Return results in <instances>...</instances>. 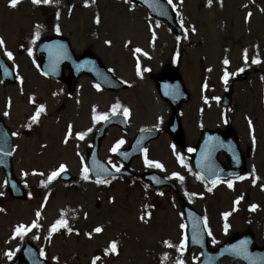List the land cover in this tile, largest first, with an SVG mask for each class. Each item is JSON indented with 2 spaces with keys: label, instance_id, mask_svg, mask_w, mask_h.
Here are the masks:
<instances>
[{
  "label": "rangeland",
  "instance_id": "obj_1",
  "mask_svg": "<svg viewBox=\"0 0 264 264\" xmlns=\"http://www.w3.org/2000/svg\"><path fill=\"white\" fill-rule=\"evenodd\" d=\"M169 6L179 23L183 21V32L178 37L181 56L177 60L173 56L175 35L130 0H52L47 9L39 8L32 0H20L16 7L10 6V0H0V38L5 41L0 53L17 78L15 85L0 81V116L17 134L13 173L28 195L26 200L12 199L4 189L0 172V264H10L26 242L43 250L50 264H90L96 256L101 257L97 264L200 261L197 250L187 253L186 245L180 250L186 235L185 228L180 227L184 219L169 189H152L140 178L114 179L106 189L99 188L91 178L82 179L86 151L97 126L92 120L93 108L98 114H110L112 106L119 102L130 110L128 133L110 129L99 152L102 159L117 166L107 156L113 141L123 139L128 145L140 127L161 129L168 120V106L157 97L155 85L156 78L165 71H175L189 93L188 101L180 108L183 145L174 149L163 133L148 145L147 155L164 169L147 167L143 155L131 162V170L136 174L154 170L172 179L183 198L209 219L213 239L210 238V246L225 235L246 228L253 231L258 245L264 244V62L251 63L259 52L264 53V0H212L211 6L208 0H173ZM58 12L56 21L53 15ZM248 13L252 14L250 18ZM193 27L195 32L191 31ZM36 31L42 37L60 34L68 38L77 55L92 52L128 89L97 90L93 80L83 76L71 95L64 83L43 78L35 57L18 51L23 40ZM31 43L27 39L24 46ZM136 48L142 51L136 53ZM245 50L247 64L243 58ZM5 51H11L14 59L10 60ZM225 59L229 61L227 65ZM241 68L243 72L239 71ZM226 71L230 74L227 84L223 80ZM246 72L248 75L242 78ZM64 73L67 75L66 70ZM226 93L231 99L228 109L218 103ZM32 98L35 103L30 102ZM40 104L45 105L46 112L41 114L39 123L28 128ZM5 112L9 115L5 116ZM226 121L240 148L251 149L252 158L247 162L246 181H233L231 189L221 183L220 188L207 195L197 184L189 163V149L203 128L223 131ZM69 124L74 135L64 144ZM88 129L91 131L84 140L75 137V133ZM178 157H182L183 165ZM61 164L66 165L73 180L62 182L58 177L44 187L42 182L46 183L47 176ZM253 204L257 205L255 211L250 210ZM226 212L231 213L227 221L223 216ZM62 213L74 233L64 234L59 229L50 236L52 225ZM141 215H145V221L140 220ZM34 221L39 227L22 239L13 238L16 226H30ZM225 223L229 225L227 232ZM98 226L103 228L102 233H94ZM87 233H92V237ZM114 240L118 242L119 254L105 256L104 250ZM164 241L173 247L165 246ZM9 252L13 254L11 258L6 255ZM220 264L240 263L225 259Z\"/></svg>",
  "mask_w": 264,
  "mask_h": 264
},
{
  "label": "water",
  "instance_id": "obj_2",
  "mask_svg": "<svg viewBox=\"0 0 264 264\" xmlns=\"http://www.w3.org/2000/svg\"><path fill=\"white\" fill-rule=\"evenodd\" d=\"M73 0H68L71 2ZM134 3L141 5L145 8L148 13L165 22L166 26L172 30L176 35H180L181 28L177 25L174 14L169 9L168 5L164 0H132ZM38 56L42 55V63H41V71L45 76H51L55 80L65 81L69 93L71 94L75 88L77 79L82 75H88L92 77L101 87L109 91H117L124 88L122 82L116 79L102 64L101 62L89 52L83 53L81 56H75L71 51L69 46V42L67 39L60 36H52L49 38H44L38 48ZM0 75L4 84H12L14 83V74L13 71L2 61H0ZM66 66L69 71V76L65 78L62 74L63 67ZM6 70V71H5ZM173 76V75H172ZM165 78L162 76L157 80L158 89L161 93V96L165 99H169L168 88L169 84L174 82H179V78L175 75L172 78ZM186 100V98H184ZM222 104L226 107L229 106V95H226L222 100ZM177 106H174V114L173 119H175V125L177 127ZM116 115L109 117V119L104 123L102 128H100L95 135V141L93 148L88 153V168L92 176L96 180H106L116 175H125L132 176V173L128 171H124L121 173L113 172L111 169L107 167V164L103 161L98 160L97 158V150L98 145L102 139L105 129L115 124L113 119ZM178 137L180 138V130L177 131ZM158 136L157 131H145L137 136V140L139 142H135L131 150L129 151L128 158L125 161V164L128 165L130 160L138 156L145 143L156 139ZM230 138V137H229ZM13 136L9 132V130L3 125L2 120L0 119V169L3 170L5 179H6V187L10 191L13 197L15 198H24V194L22 192L21 187L15 180L12 175L11 168V155H12V144ZM221 145V144H220ZM218 146V145H215ZM216 152V151H215ZM214 152V153H215ZM10 153V154H9ZM107 169V172H102L100 169ZM214 170V168H212ZM241 172L238 171L237 174ZM236 176V175H235ZM142 179L149 182L154 188H162V187H171L175 191L174 185L172 182L165 180L163 177L155 174V173H145L142 175ZM157 180L160 181L157 183ZM181 201V207L185 215L186 225L188 228V239H189V249L195 246L194 240H197V235L200 234L202 236V240L198 244L201 249L203 258L200 264H217L218 260L223 257L225 254L223 253L227 246H221L217 251L211 252L207 249L206 246V236L204 227L202 224V219L199 215L195 213L193 209H191L185 202L178 198ZM195 236V239L193 237ZM230 248V247H229ZM251 251H255V248L250 247ZM215 256H214V255ZM231 256V255H230ZM239 258V257H235ZM48 264L42 258H40L36 249L30 245L26 244L20 255L12 264Z\"/></svg>",
  "mask_w": 264,
  "mask_h": 264
},
{
  "label": "snow or ice",
  "instance_id": "obj_3",
  "mask_svg": "<svg viewBox=\"0 0 264 264\" xmlns=\"http://www.w3.org/2000/svg\"><path fill=\"white\" fill-rule=\"evenodd\" d=\"M19 2H20V0H10V6H11V7H16L17 4H18ZM51 2H52V0H32V3H33V4H36V5H39V4H41V3L49 4V3H51ZM93 2H94V0H93ZM126 2H127V0H126ZM172 2H173V0H168V3H169V4H172ZM181 2H182V0H181ZM221 2H222V0H221ZM211 3H212V0H208V4H209V6H211ZM86 6H87V4H86ZM173 7H175V5H173ZM251 15H252L251 13H248V17H249V18L251 17ZM57 18H59V14H57ZM96 23H97V24L100 23V18H99V16L96 17ZM181 26L183 27V21H181ZM37 27H39V26H37ZM56 31H57V32L60 31L59 26L56 27ZM185 31L187 32V29H186ZM191 31H192V32H195V28L193 27V28L191 29ZM38 38H39V32L37 31L36 34H35V39H38ZM153 39H155V33H153ZM34 42H35V40H33V43H34ZM106 43H109V44H110L111 42H110V41H106ZM4 44H5V41L3 40V38H0V47H3ZM134 51H135L136 53H140L142 50H141L140 48H136ZM4 54H5L10 60H11V59H14L13 53H12L11 51H5ZM28 54H29L30 56L32 55V50H31V49H28ZM144 55H147V53H144ZM178 55H179V53H177V56H178ZM243 58H244L245 63L247 64V63H248V59H249L248 54H247V50H245V52H244V57H243ZM228 63H229V61H228L227 59H225V60H224V64L227 65ZM251 63H253V64H259V63H261V61H260L259 59H257V58H253L252 61H251ZM5 71H6V70H5ZM239 71H240V72H243L244 69L241 68ZM137 74H138V75L141 74V73H140L139 62L137 63ZM229 75H230V74L226 71L225 74H224V77H223V80H224L225 84H227V82H228ZM21 83H22V81H21ZM95 87L97 88V90H100V86H99L98 84L95 85ZM204 87L207 88V87H208L207 84H205ZM216 99L218 100L219 98H216ZM30 102L35 103L34 98H32V99L30 100ZM205 103H207V98H205ZM9 106H10V101H9ZM121 108H122V106L119 104V102H117L115 105L112 106L111 115H113V116L116 115L117 112L121 110ZM92 111H93L92 120H93L94 123H99L100 121H107V120L109 119V114H107V113H105V114H98L97 111H96V109H95V107L93 108ZM45 112H46V107H45V105H44V104H40V105L36 108L35 113L31 116V118H30V119H31V122L27 125V127H28V128H31V127H32V124L39 123V120H40V116H41V114H42V113H45ZM122 112H123V114H124V116H125L126 118H127L128 116H130V110H129L128 108H126V107H125V108H122ZM4 115L7 116V115H9V113H8V112H5ZM251 126H252V122H251V120H249V127H251ZM90 131H91V129H88L86 132H77V133H75V137H76L77 139H79V140H84V138L86 137L87 133L90 132ZM13 135H17V134L14 133ZM73 135H74V133H73V126H72L71 124H69V125H68V129H67V132H66V135H65L64 140H63V143H64V144H67L68 141H69V139L72 138ZM124 143H125V141H124L123 139L119 140V141L117 142V144H116L115 146H113V148L111 149V151L114 152V153H115V152H118V150L120 149V147H121ZM253 143H255V137H254V136H253ZM173 148L175 149V146H173ZM142 151L144 152V163H145V165H146L147 167H155V168H159V169H161V170L164 169V166H163L161 163H159V162H157V161H153V160H151V159L148 158V155H147L148 150H147L146 148L142 149ZM189 151H193V150H192V149H189ZM9 154H10V153H9ZM81 159L83 160V157H81ZM178 159L180 160L181 164L183 165V159H182V157H178ZM185 166H186V165H185ZM113 167H115V165H114ZM115 170H116L117 172H119V171H120V168H119V167H116ZM66 171H67V167H66V165L61 164V165L59 166L58 169L52 171V172L47 176V182H46V183H45V182H42L43 185H44V187H47V184H48V183H51L53 180L57 179L59 176H61V174L65 173ZM100 171H102V172H107V169H103V168H101ZM34 174L44 175V173H34ZM25 175H27V173H25ZM173 176L177 177V178H178L179 180H181V181L184 180V177H183V176H179V174H177V173H173ZM82 179H83V180H86V181L90 179V177H89V168H88L87 165H85V166L82 168ZM197 179H202V177L197 176ZM239 179H244V177H239ZM159 182H160V181L157 180V183H159ZM217 182H218L217 180H213V181H212L213 186H215ZM96 183H97V184H101V183H103V184H107V183H109V181H108V180H99V179H98V180L96 181ZM227 186H228V188L231 189V188L233 187L232 182H231V181H228ZM207 191L211 192V191H212V188L209 187V188L207 189ZM160 194L163 195V193H160ZM0 195H2V193H0ZM240 199H242V197H241V198H238V199L235 201V203H236V204H239V203H240ZM112 202H114V200H113ZM256 208H257V205H255V204H253V205L250 206V210H252V211H255ZM234 210H235V209H234ZM0 211H3V209H0ZM147 215L150 216V213L147 214ZM230 215H231L230 212H226V213H224V214H223L224 219L227 221V218H228ZM36 216H37V218L40 217V212H39V211L36 213ZM85 218H87V214H86V213H85ZM140 220H141V221H145V215H141V216H140ZM204 225H205V227H207V217L204 218ZM37 227H39V225H38V223L35 222V221H34L30 226H26V225H24V224H19L18 226H16V228H15V230H14V236H13V238L20 237V238L22 239L25 235H27L29 232H31L33 228H37ZM180 227H181V228H185L186 226L182 224V225H180ZM60 228H65L69 234L72 233V231H73V229L68 225L67 220L63 218V213H62V215H61V218L58 219V220L52 225V227H51V229H50V236H51V233H54V232L59 231ZM228 228H229V225H228L227 223H225V225H224V229H225L226 232H227ZM93 231H94V233L99 234V233H102V232H103V228L98 226V227H96ZM76 234L79 235L78 232H77ZM86 235H87L89 238L92 237V233H87ZM208 235H209V236L212 235V233H211L210 230H209V232H208ZM36 238L38 239V237H36ZM193 239H195V236L193 237ZM186 241H187V236L185 235V237H184V239L182 240L181 245H180V250H181V251H183V249H184V247H185V245H186ZM213 242L215 243V241H213ZM164 244H165V246H167V247H173V245H172L169 241H164ZM233 251H234L236 254H240L241 252L244 251V249L241 247V248L233 249ZM40 254H41V256L44 255L43 250H41V253H40ZM110 254H116V255L119 254V252H118V242L115 241V240L112 241V242L109 244V246L104 250V255H105V256L110 255ZM6 255H7L9 258H11L13 254H12L11 252H9V253H6ZM100 260H101V257H100V256H96V257H94V258L92 259L91 264H97V262L100 261ZM177 264H184V261H183V260H179V261L177 262Z\"/></svg>",
  "mask_w": 264,
  "mask_h": 264
},
{
  "label": "flooded vegetation",
  "instance_id": "obj_4",
  "mask_svg": "<svg viewBox=\"0 0 264 264\" xmlns=\"http://www.w3.org/2000/svg\"><path fill=\"white\" fill-rule=\"evenodd\" d=\"M112 129H115V128H112ZM117 130V129H116ZM201 131L198 133V136H197V138H196V141H195V143H194V146H193V152H195L196 150H197V148H198V146H199V143H200V140H201ZM238 147H239V151H238V153H237V160H243V158L245 159L246 158V154H247V150H248V147L243 151V149H241L240 148V145H238ZM217 160L220 162V164L221 165H223V166H226V167H228L230 164H229V158L228 157H226L224 154H222V153H219L218 155H217ZM119 164V163H118ZM197 175V174H196ZM233 180H236V178L235 179H231V180H229V181H233ZM210 187V186H209ZM248 229L246 228V229H243L242 231H239V232H237V233H233V234H229L225 239H224V241L226 240V239H229V238H236V237H238L239 235H241V234H243V233H245L246 231H247Z\"/></svg>",
  "mask_w": 264,
  "mask_h": 264
},
{
  "label": "trees",
  "instance_id": "obj_5",
  "mask_svg": "<svg viewBox=\"0 0 264 264\" xmlns=\"http://www.w3.org/2000/svg\"><path fill=\"white\" fill-rule=\"evenodd\" d=\"M260 56H262L261 58L263 59V57H264V53H261Z\"/></svg>",
  "mask_w": 264,
  "mask_h": 264
}]
</instances>
